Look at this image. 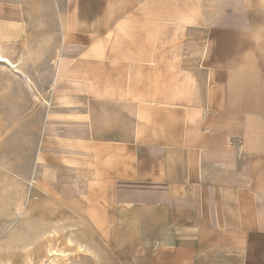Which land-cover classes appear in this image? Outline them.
<instances>
[{"label": "crops", "instance_id": "1", "mask_svg": "<svg viewBox=\"0 0 264 264\" xmlns=\"http://www.w3.org/2000/svg\"><path fill=\"white\" fill-rule=\"evenodd\" d=\"M0 39L54 57L38 220L91 259L264 264V0H0Z\"/></svg>", "mask_w": 264, "mask_h": 264}, {"label": "rangeland", "instance_id": "2", "mask_svg": "<svg viewBox=\"0 0 264 264\" xmlns=\"http://www.w3.org/2000/svg\"><path fill=\"white\" fill-rule=\"evenodd\" d=\"M22 40L0 39V264H117L98 238L91 259V235L37 219L56 211L45 208L30 181L54 57L46 46ZM24 213L31 215L25 226Z\"/></svg>", "mask_w": 264, "mask_h": 264}]
</instances>
